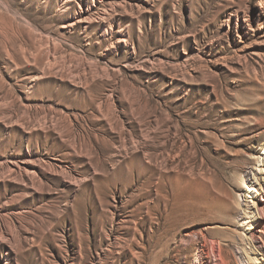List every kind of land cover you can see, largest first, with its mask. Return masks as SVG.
<instances>
[{
	"label": "rangeland",
	"instance_id": "obj_1",
	"mask_svg": "<svg viewBox=\"0 0 264 264\" xmlns=\"http://www.w3.org/2000/svg\"><path fill=\"white\" fill-rule=\"evenodd\" d=\"M263 152L264 0H0V264H253Z\"/></svg>",
	"mask_w": 264,
	"mask_h": 264
},
{
	"label": "bare ground",
	"instance_id": "obj_2",
	"mask_svg": "<svg viewBox=\"0 0 264 264\" xmlns=\"http://www.w3.org/2000/svg\"><path fill=\"white\" fill-rule=\"evenodd\" d=\"M260 167L261 179L255 177V184L248 190L252 194L250 207L247 208L250 211L249 222L252 226L248 234L250 243L248 254L253 264H264V152ZM193 264H208V256L203 249L197 250Z\"/></svg>",
	"mask_w": 264,
	"mask_h": 264
}]
</instances>
